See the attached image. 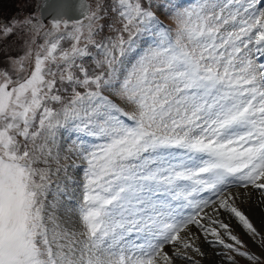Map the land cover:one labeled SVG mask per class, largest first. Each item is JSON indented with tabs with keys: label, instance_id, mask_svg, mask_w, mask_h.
Wrapping results in <instances>:
<instances>
[{
	"label": "snow or ice",
	"instance_id": "6c2138e0",
	"mask_svg": "<svg viewBox=\"0 0 264 264\" xmlns=\"http://www.w3.org/2000/svg\"><path fill=\"white\" fill-rule=\"evenodd\" d=\"M249 202L264 217V0L0 25V264H259L229 222L264 249Z\"/></svg>",
	"mask_w": 264,
	"mask_h": 264
},
{
	"label": "rangeland",
	"instance_id": "374dc122",
	"mask_svg": "<svg viewBox=\"0 0 264 264\" xmlns=\"http://www.w3.org/2000/svg\"><path fill=\"white\" fill-rule=\"evenodd\" d=\"M91 1V0H90ZM33 2H31L30 5H32ZM6 19H8L7 17H5ZM5 19H2V22L4 25H7L4 23ZM3 52L6 54H12V55H19L22 53V49L19 45V42L17 40L13 41V42H8L4 48H3ZM6 63V61L4 62ZM64 139H68V135L64 136ZM70 192H74L75 195H79V191L77 189H73L70 188L69 189ZM241 207L242 210H244L246 212V214L250 217V219L254 222V224L259 228L261 227V224L257 221V214L258 212H260V210L256 207L253 206V204L251 202L249 203H243L241 205H239ZM207 211H210V209H208ZM227 215V214H224ZM223 218V217H222ZM232 225V230H233V234L237 235L240 239H242L244 241V243L247 245V251H250L251 253L257 254V255H261L262 253H264V249H262L258 244L254 243L243 231L242 226H240L238 224V222L235 219H232L229 221ZM204 247L206 248L207 246L204 245ZM237 260V264H251V262L247 261L246 258L243 257H236ZM205 264H207V262H205ZM259 264H264V259H262Z\"/></svg>",
	"mask_w": 264,
	"mask_h": 264
},
{
	"label": "trees",
	"instance_id": "16d2710c",
	"mask_svg": "<svg viewBox=\"0 0 264 264\" xmlns=\"http://www.w3.org/2000/svg\"><path fill=\"white\" fill-rule=\"evenodd\" d=\"M28 9V0H0V17L10 16L18 12V20L24 18L21 10ZM1 25V24H0ZM16 39H12L9 42H13ZM27 63V62H26Z\"/></svg>",
	"mask_w": 264,
	"mask_h": 264
},
{
	"label": "bare ground",
	"instance_id": "6f19581e",
	"mask_svg": "<svg viewBox=\"0 0 264 264\" xmlns=\"http://www.w3.org/2000/svg\"><path fill=\"white\" fill-rule=\"evenodd\" d=\"M256 214H257V221L261 224L262 218H264V217H262L261 212H258Z\"/></svg>",
	"mask_w": 264,
	"mask_h": 264
},
{
	"label": "water",
	"instance_id": "95a60500",
	"mask_svg": "<svg viewBox=\"0 0 264 264\" xmlns=\"http://www.w3.org/2000/svg\"><path fill=\"white\" fill-rule=\"evenodd\" d=\"M45 3V0H43L42 5ZM43 18L47 21L48 17H47V13L44 14Z\"/></svg>",
	"mask_w": 264,
	"mask_h": 264
}]
</instances>
